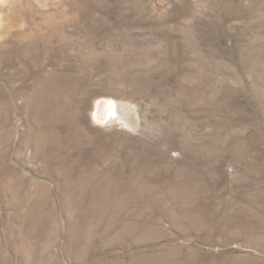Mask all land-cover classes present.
<instances>
[{
    "label": "rangeland",
    "instance_id": "374dc122",
    "mask_svg": "<svg viewBox=\"0 0 264 264\" xmlns=\"http://www.w3.org/2000/svg\"><path fill=\"white\" fill-rule=\"evenodd\" d=\"M0 264H264V0H0Z\"/></svg>",
    "mask_w": 264,
    "mask_h": 264
},
{
    "label": "bare ground",
    "instance_id": "6f19581e",
    "mask_svg": "<svg viewBox=\"0 0 264 264\" xmlns=\"http://www.w3.org/2000/svg\"><path fill=\"white\" fill-rule=\"evenodd\" d=\"M106 105H107V107H106ZM114 109H115V104L113 102H111V101L110 102L99 101L96 105V110H95L96 116L101 117L102 114L104 113V114H106V115H104V118L105 117L108 118L110 111H113Z\"/></svg>",
    "mask_w": 264,
    "mask_h": 264
}]
</instances>
